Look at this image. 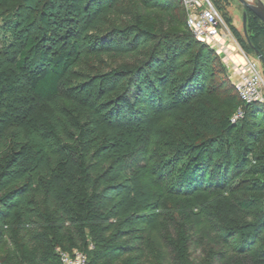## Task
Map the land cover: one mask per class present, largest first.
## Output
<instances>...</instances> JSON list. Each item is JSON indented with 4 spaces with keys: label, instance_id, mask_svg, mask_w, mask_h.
Segmentation results:
<instances>
[{
    "label": "trees",
    "instance_id": "trees-1",
    "mask_svg": "<svg viewBox=\"0 0 264 264\" xmlns=\"http://www.w3.org/2000/svg\"><path fill=\"white\" fill-rule=\"evenodd\" d=\"M122 1L0 0L14 32L35 22L0 44V247L41 264H61L58 248L88 264H264V105L216 85L182 1L128 0L120 19ZM92 54L122 66L72 83ZM22 85L33 102L15 117ZM227 86L231 113L211 101Z\"/></svg>",
    "mask_w": 264,
    "mask_h": 264
},
{
    "label": "rangeland",
    "instance_id": "rangeland-1",
    "mask_svg": "<svg viewBox=\"0 0 264 264\" xmlns=\"http://www.w3.org/2000/svg\"><path fill=\"white\" fill-rule=\"evenodd\" d=\"M178 2H181V0H178ZM211 2L214 4V6L217 8V11L220 15L221 21H222V34L226 37V43L225 45L229 46L226 47L224 50H220V48H217L218 50H214L213 55L209 56V61L212 63L211 71L214 72L215 78H213V81L218 85L221 81H224L227 83V85L231 84L234 85L237 83V76L234 75L233 77H230L229 74H219L220 69H231L232 66L224 63V60H231L230 51L231 46L238 48V50L243 53V57H246L252 61L256 62V64L259 66V71L263 77L264 80V64L258 59L257 54L255 50L253 49V46H251V43L247 41V38L244 33V21H243V15L246 11L242 4L237 0H211ZM129 1L123 0L122 3L119 5L117 17L120 19L126 15V12L129 9ZM129 11H132L129 9ZM177 16H183V25L186 27L185 19L187 16V12L183 9V7L179 4L176 9ZM149 23H154V18H148ZM0 44L4 48L6 47L10 42L15 41L14 37L16 38V34L22 38L25 39L27 36L30 35L31 29L34 27L35 22L28 21L29 26L28 32H24L21 30L13 31V26L16 23V14L15 12L9 13L8 15L4 16L2 20L0 21ZM248 35L253 42V45L255 47H258L259 49L263 50L264 52V24L263 22L255 17L252 13H248ZM37 32L35 33V35ZM42 37L43 32L38 33V36ZM31 36V35H30ZM202 42V41H200ZM205 44L204 42H202ZM207 45V44H205ZM209 47V46H208ZM211 49V48H210ZM230 50V51H227ZM228 57L226 58V56ZM226 58V59H224ZM125 65V64H124ZM123 65V66H124ZM118 66H122L121 61L118 60H111L107 57H99L95 54L89 55V57L80 63L78 66H76L72 72L70 81L72 83H77L81 79H83L84 76L93 75L97 72H105L109 70V68H115ZM239 77V76H238ZM263 92H264V86H263ZM212 104L214 107H217L218 109L222 110L224 113H231L233 111V106L236 101L235 93L232 90V87L229 88L224 87L221 95L219 96H212L211 97ZM29 102H33V98L31 93H29V88L27 85H22L18 88V91L16 94L12 97V107L9 111L10 115L18 116L19 113H26L28 112L27 105ZM177 135L184 136L187 140L194 141L195 135L192 131V128L189 125H181L177 132ZM260 178L264 179L263 176H259ZM238 195H242V193H239ZM243 195L249 197L251 194L244 193ZM254 199L257 200L258 206L255 209V211H259L262 208H264V193L253 195ZM174 232H172L173 234ZM25 255L20 253L18 249L15 247V245L12 244V242L6 243L3 246L0 247V264L2 261L7 262L8 264H41L38 257L40 254L35 255V251L33 248L27 249L25 252ZM149 264H161L159 263L156 258H153Z\"/></svg>",
    "mask_w": 264,
    "mask_h": 264
},
{
    "label": "built area",
    "instance_id": "built-area-1",
    "mask_svg": "<svg viewBox=\"0 0 264 264\" xmlns=\"http://www.w3.org/2000/svg\"><path fill=\"white\" fill-rule=\"evenodd\" d=\"M187 12V27L198 41H202L211 49H226L225 44L219 42L223 37L222 21L217 8L211 0H181ZM264 4V0H260ZM225 36V35H224ZM229 51V50H227ZM247 65L240 70L237 83L234 84L243 105L258 103L264 105V80L256 62L246 59ZM244 117L243 107H240L232 118L236 123ZM61 264H88L85 253L74 250L72 252L56 249Z\"/></svg>",
    "mask_w": 264,
    "mask_h": 264
},
{
    "label": "water",
    "instance_id": "water-1",
    "mask_svg": "<svg viewBox=\"0 0 264 264\" xmlns=\"http://www.w3.org/2000/svg\"><path fill=\"white\" fill-rule=\"evenodd\" d=\"M239 1L242 6L246 9L245 13V26H244V33L247 38V41L251 43V39L248 35V28H247V19H248V13L251 11L253 14L256 15L264 24V4L260 0H252L251 2H248L247 0H237ZM258 59L264 64V55H262L258 50L254 49Z\"/></svg>",
    "mask_w": 264,
    "mask_h": 264
},
{
    "label": "crops",
    "instance_id": "crops-1",
    "mask_svg": "<svg viewBox=\"0 0 264 264\" xmlns=\"http://www.w3.org/2000/svg\"><path fill=\"white\" fill-rule=\"evenodd\" d=\"M219 42L222 43V44H225L226 43V37L223 35V37H221L219 39ZM231 50L229 53H230V58L231 60H224V63L228 64V65H231L232 68L231 69H227V73L229 74L230 77H233L234 78V75L239 76V72L241 69H243L246 65H247V61L245 60V57H243V53H241L238 48L236 47H232L231 46ZM228 57V55L226 56V58ZM224 58V59H226ZM246 59H248L246 57ZM249 60V59H248Z\"/></svg>",
    "mask_w": 264,
    "mask_h": 264
},
{
    "label": "bare ground",
    "instance_id": "bare-ground-1",
    "mask_svg": "<svg viewBox=\"0 0 264 264\" xmlns=\"http://www.w3.org/2000/svg\"><path fill=\"white\" fill-rule=\"evenodd\" d=\"M248 2H251L252 0H247ZM245 9V8H244ZM245 13H246V11H245ZM245 13H244V15H243V21H244V26H245ZM247 23H248V19H247Z\"/></svg>",
    "mask_w": 264,
    "mask_h": 264
}]
</instances>
